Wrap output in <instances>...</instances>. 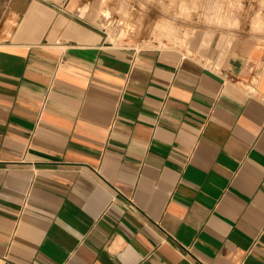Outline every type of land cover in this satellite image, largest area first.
Here are the masks:
<instances>
[{
  "label": "crops",
  "instance_id": "crops-1",
  "mask_svg": "<svg viewBox=\"0 0 264 264\" xmlns=\"http://www.w3.org/2000/svg\"><path fill=\"white\" fill-rule=\"evenodd\" d=\"M80 8L0 0V264H264V41L118 48Z\"/></svg>",
  "mask_w": 264,
  "mask_h": 264
},
{
  "label": "rangeland",
  "instance_id": "rangeland-1",
  "mask_svg": "<svg viewBox=\"0 0 264 264\" xmlns=\"http://www.w3.org/2000/svg\"><path fill=\"white\" fill-rule=\"evenodd\" d=\"M107 45L196 51L211 34L264 41V0H73ZM92 26V27H93Z\"/></svg>",
  "mask_w": 264,
  "mask_h": 264
}]
</instances>
